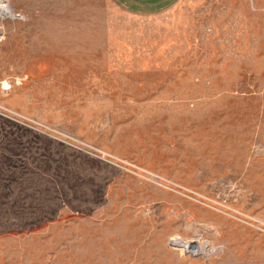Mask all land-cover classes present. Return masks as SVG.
<instances>
[{"label":"rangeland","instance_id":"374dc122","mask_svg":"<svg viewBox=\"0 0 264 264\" xmlns=\"http://www.w3.org/2000/svg\"><path fill=\"white\" fill-rule=\"evenodd\" d=\"M6 1L0 264H264V0Z\"/></svg>","mask_w":264,"mask_h":264},{"label":"built area","instance_id":"2783aa9c","mask_svg":"<svg viewBox=\"0 0 264 264\" xmlns=\"http://www.w3.org/2000/svg\"><path fill=\"white\" fill-rule=\"evenodd\" d=\"M2 1H6V0H0V4L2 3ZM7 3V1H6ZM7 6L9 7V4L7 3ZM19 14H16L15 12H13V10L9 7V10L5 13H1L0 11V21H4V20H16L19 18Z\"/></svg>","mask_w":264,"mask_h":264},{"label":"bare ground","instance_id":"6f19581e","mask_svg":"<svg viewBox=\"0 0 264 264\" xmlns=\"http://www.w3.org/2000/svg\"><path fill=\"white\" fill-rule=\"evenodd\" d=\"M188 248H189V249H193L194 247H192V246H188ZM195 249H196V248H195ZM193 250H194V249H193Z\"/></svg>","mask_w":264,"mask_h":264}]
</instances>
